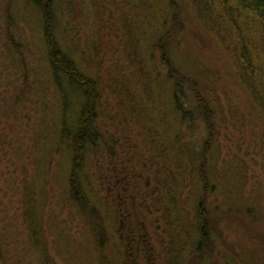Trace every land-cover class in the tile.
Wrapping results in <instances>:
<instances>
[{"label": "rangeland", "instance_id": "rangeland-1", "mask_svg": "<svg viewBox=\"0 0 264 264\" xmlns=\"http://www.w3.org/2000/svg\"><path fill=\"white\" fill-rule=\"evenodd\" d=\"M171 1L177 5V9H168V0H51L49 8L47 7L52 15L54 41L76 62L82 75L97 82L99 93L97 107L100 114L98 112L96 125L103 138L110 139L114 147V154L111 157L104 151L107 145L98 148L97 153L88 154L86 167L88 170L93 169L92 171L100 167L107 168L109 175L110 172L113 176L117 175L116 179L120 183L115 185V188L112 187V194L106 199L116 205L122 204L124 208L120 209L124 215H130L127 209L128 197L132 193L129 186L135 192L142 191L145 194L155 191L153 194L156 195L157 187L150 176L155 169L143 166V160L148 159L150 151L147 153L143 151L146 158L141 157L142 149L149 150L148 142L144 137L142 138L143 130L138 127L139 124H134L132 130H123L119 123V129L116 131L118 118L111 120L109 118L111 114L115 116L120 113V120L124 116L125 107L131 105L130 98L123 97L122 91H114L116 95L108 93L109 79L115 72L114 80L126 83L130 76L138 81L142 76L138 71L140 68L138 65H143V68L149 70V76L153 79L152 83L156 88L151 92H145L152 97L145 99L147 104L144 105V109H151L155 116L162 118L160 120L162 128L164 122L162 113L166 114L169 110L166 90L169 83L165 80L168 71L171 78L182 77L187 80L194 89L195 95L199 92V89L193 87L194 80H197L206 93L210 106L212 105L215 110L212 122L217 127L216 141L220 142L216 156L205 168L206 176L209 173L216 182L207 209L210 211L220 207L225 195L235 198L228 199L230 204H234L231 205L233 210L229 211L231 219L229 216H222L228 209L219 210L221 218L218 219H216L217 211L210 212L224 240L217 243L212 256L203 260V254L192 252V244L196 242L194 234L193 241L185 243L187 248L180 264H236V261L234 262L228 255L236 257L234 259H238L242 264H264V252H262V249L264 250V161L252 153L253 147H250V156L243 155L248 154L247 145H242L240 149L235 135L240 134L241 131L246 134L248 128L238 119L234 117L231 119L229 110L237 108L244 113H251L252 126L264 132L261 118L249 99V91L239 81V75L236 73L238 68L233 62L231 52L219 42L221 37L215 33L216 36H212L216 40L210 42V35L208 36L206 31L210 33L211 31L210 28L205 27V20L197 11L194 3L196 0ZM218 2L214 0V3ZM229 2L232 7L238 5L236 0ZM137 4H142L145 9H137L135 7ZM238 10L240 25L244 26L245 21H248V25L254 27L255 31L264 33V23L260 22L254 13L248 9ZM162 12L165 21L159 28L156 25H159L163 17ZM143 13L147 14L148 18L144 26L146 29L142 26L139 32L135 31V33L132 30L134 27L132 31L128 30L130 28L128 20L134 21L136 14L139 24L145 18ZM174 13L177 15L174 22L180 26V29L179 32L177 31L178 34L176 32L175 39L166 45L161 34L164 35L165 26L168 27L172 23ZM125 16H128L127 19ZM45 18V13L41 12L33 0H0V93L2 94L0 97V229L3 239L1 251L4 256L1 264H36L37 262V259L35 262L28 254L26 247L21 248L20 237L14 232V229L22 230L23 199L27 189L35 185L32 183L34 179H38L37 184L42 186L43 191L55 196L50 202L53 207L51 211L54 212V218L53 215L51 217L53 222L59 226V229L67 228L72 238L80 245L77 248L79 254L77 264H96L98 259L99 261L104 259L108 264H122L121 258L124 252L117 239L113 237L114 229L111 225L105 231V236L109 240L105 243L106 250L101 249L98 252L89 241L84 244L87 235L82 221L78 217L70 220L71 210L65 208L66 210H63L59 217L57 216V196L63 193L62 182L71 171V155L64 146H61V149L55 148L58 141L57 132L61 125L62 101L46 59L48 54L42 39L43 28L46 25ZM142 35L144 36L141 37ZM12 40L16 43L19 41L23 45L19 53ZM146 56H150L149 60ZM131 58L132 64L136 66L131 64L128 73L127 67ZM23 59L25 66L20 64ZM166 64L170 68H166ZM213 73L216 77H213ZM170 81L173 82V79ZM160 88L162 92L154 95L153 92ZM145 94L143 93L142 96L144 97ZM126 100L128 104H125ZM78 102L77 96L70 92L68 115H66V124L69 127L75 121ZM152 125L155 127L157 122ZM186 130V125L182 124L181 141L183 142L185 136L187 148L193 149L195 141L191 139L189 133L192 130ZM44 136L46 143H43ZM202 137L203 131L194 133L197 142ZM207 141L203 137L199 145ZM34 146L37 148L36 151L32 149ZM237 154L246 166L245 183H239L240 192L232 184L230 169L239 166L238 162H235ZM190 163L187 161L185 164L189 166ZM124 169L132 171L135 179L133 180L129 175L125 176L128 172ZM183 171L186 172L187 179L186 182L183 181L178 201L184 208L183 211L181 210L184 213L182 217L192 220L196 214V205L194 203L192 209L189 202L192 198L194 200L197 186L193 182L194 179L189 178L187 169ZM39 180L42 185L39 184ZM123 182L127 183V186L125 184L127 196L119 195L121 194L119 188ZM147 197V194L144 197L137 195L140 200H137L135 205L141 212L140 223L146 226L148 246L156 248L157 236L154 233L165 235L163 228L166 226L165 221L159 219V214L145 212L148 208L143 209L144 206L149 207L151 196L149 199ZM49 206L45 210V215L49 211ZM236 208L247 212L248 217L243 219L236 214ZM188 212L190 214H187ZM47 241L50 263L72 264L69 262L64 245L56 243L50 235L47 236ZM168 256L167 253L162 254L156 261L159 264H170L175 257L171 258L170 254Z\"/></svg>", "mask_w": 264, "mask_h": 264}, {"label": "trees", "instance_id": "trees-1", "mask_svg": "<svg viewBox=\"0 0 264 264\" xmlns=\"http://www.w3.org/2000/svg\"><path fill=\"white\" fill-rule=\"evenodd\" d=\"M33 1L46 16V25L43 28L42 39L48 54L46 59L50 66L52 79L56 82L57 92L62 101L61 125L57 132L58 141L55 148L61 149V146H64L71 155V171L62 182L61 188H63V193L57 196V216L59 217L63 210H66L65 208L71 210L69 219L73 220V217H78L82 221L84 232L87 235L84 244L89 241L98 252L101 249L106 250L105 243L106 240L107 242L109 240L105 236V231L111 225L114 229L113 237L117 239L120 248L124 252L121 258L122 264H159L156 259L165 253H167V256L168 254L172 255L171 258L175 257L171 260L173 263L170 261V264H180L187 248L185 243L193 241L194 234L196 235V242L192 244V252L198 255L203 254V260L209 259L215 252L217 243L224 241L219 229H217L216 221L212 219L210 212L213 210L217 211V218H215L218 219L221 218L219 210H223V208L228 209L227 213L222 216L226 215L230 218L229 211L233 210V206L231 205L234 204H230L228 199H234L235 197L225 195V200L221 202L220 207L211 209L210 211L207 209L212 192L216 188V182L213 181L212 175L210 176L209 173L206 176L205 168L208 162L216 156L220 142L216 141L217 127L212 122L215 110L212 105L210 106V101L204 90H202L200 82L194 80L193 87L199 89V92L195 95L194 89L191 88L187 80L182 77L180 79L171 78L168 71V76H166L165 80L169 83L166 88L169 110L166 114L162 113L164 117L162 128L160 123L162 118L155 116L154 111L152 112L151 109H144V105L147 104L145 99L152 97L146 95L145 92H151L156 88L152 83L153 79L149 76V70L143 68V65H138L140 66L138 71L142 74L138 81L134 77L130 78V76L126 80V83L114 80L115 72L109 79L108 93L116 95L114 91L120 90L123 92V97H129L131 101V105H129L126 100L125 104H128V106L123 110L124 116L120 120V113L119 115L115 114V116L111 114V117H109L110 120L118 118V123L115 127L116 131L119 129V123H121L123 130H132L135 127L134 124H139L138 127L143 130V136L141 133L138 134L142 138L144 137L149 145V150L142 149L141 157L146 158L142 153L143 151L144 153L150 151L148 159L143 160V166L155 169L150 176L157 187V194H153L155 191L150 192L151 195H149V192L145 193L148 195L147 199H149V196H151V199H149L150 203L148 202L149 207L144 206L143 209L148 208L145 212L159 214V219H163L166 226V228H163L165 235L154 233L157 236L155 243L158 245L156 248H153L152 246H148L146 226L140 223L139 217L141 212L137 210L135 205L136 201L140 200L137 198V195L140 194L144 197L145 194L142 191L135 192L129 186L132 192L127 202L129 203V208L127 209L130 215H124L121 212V209L124 208L122 204L116 205L112 201L108 202L106 199V197L109 198L112 194V187L115 188V185L120 183L116 179L117 175L113 176L111 172L109 175L107 168L100 167L98 170L92 171L93 169L88 170L86 167L88 154L97 153L98 148L104 145H107L104 151L110 157L114 154L111 140L104 139L103 134L96 125L98 115L100 114L97 107L99 96L97 82L82 75L76 62L67 53L62 51L54 41L52 15L51 11L47 9L51 4V0ZM218 1V3H214V0H196L194 3L197 6V11L205 20V27L210 28L211 33L208 30L206 31L208 36L210 35V42L215 39L212 35L216 36L218 34L221 37L220 44L222 46L225 45L224 48L228 52H231L230 54L234 58L233 62L238 68L236 73L239 75V81L249 91V99L255 106L256 113L261 118L264 130V33L262 31H260L261 33L255 31L254 27L250 26V24L248 25V21H245L244 26L240 25L238 10L239 8L248 9L255 14V17L260 22L264 23V0H236L238 5H233V7L229 0ZM167 6L168 9H177V5L171 0H168ZM135 7L137 9H145L142 4H137ZM143 16L145 18L139 24L137 23L136 14L134 21L128 20L130 27L128 30H133L135 33V31L139 32L142 26L143 29H146L144 26L148 21L147 14L143 13ZM176 16L175 13L172 15V23L168 27L165 26L164 35L161 34L166 45L173 41L176 37V32H179L180 26L174 22ZM127 17L125 16V19ZM164 21L165 16L161 17L159 25L156 26L161 28L164 25ZM12 42L19 53L23 45L19 41L16 43L12 40ZM17 47L19 48L17 49ZM150 56H146V58L149 60ZM132 62L131 58L127 67L128 73H130ZM20 64L21 66H25V59ZM132 65L136 66L135 64ZM168 67L170 68L166 64V68ZM213 75V77H216V74L213 73ZM172 79L173 82L170 81ZM70 92H73L79 100L75 121L71 127L66 124ZM161 92L162 89L160 88L156 89L153 94L157 95ZM143 93L145 94L144 97L142 96ZM1 96L2 94L0 93ZM234 97L236 98V96ZM122 102H124L123 99ZM252 104L251 106H253ZM229 111L232 116L231 119H238L240 123L246 125L245 127L248 128V141L247 133L245 134L244 131L235 135L240 149L242 145H247L246 152L248 154L243 155L250 156V147H253L252 153L264 161V132L252 126L250 122L251 113H244L237 108L234 110L231 108ZM155 122H157V125L154 127L152 124H155ZM182 124L186 125L187 130H192L189 133L191 139L195 141L193 143L195 148L193 149L187 148L185 136L183 142L181 141L180 129ZM196 131H203L204 140H208L207 142H203V145H199L203 137L198 142L194 139ZM181 132L183 134V129ZM43 143H46L45 136ZM1 145L4 144L1 143ZM32 149L36 151L37 148L34 146ZM236 159L235 162H238L239 166L230 167L231 180L233 186L240 192L241 187L239 183H245L246 166L245 162L238 158V154L236 155ZM187 161L191 162L189 166L185 164ZM182 169H187L189 178H193V182L197 186L195 188L194 200L192 198L189 202L191 208L194 206V203L196 205V214L193 216L194 220L193 217L192 220L188 217L185 219L182 217L184 215L182 212L184 208L181 207L182 203L179 204L178 201L183 181L186 182L187 179L186 172ZM124 171L128 172L125 176L129 175L130 178L135 179V176H132V171L128 169H124ZM37 182L38 179H34L32 183L35 185L27 189L25 199H23L22 230L18 231L14 229V232L20 237L21 248L23 246L26 247L28 254L34 258L35 262L37 259L36 264H52L53 262H49L47 254V236L50 235L56 243L65 246L69 262L77 264L79 259L77 248L80 245L76 243V239L72 238L67 228L59 229V226L53 222L54 212L51 211L53 207L50 205V202L55 199V196L50 192L43 191V188L41 189L42 186H38ZM39 184H41L40 180ZM125 184L127 186V183L124 182L120 185L119 192L121 194L119 195H128V192L125 190ZM49 199L51 200L49 201ZM204 205L205 208H203ZM47 206H49V211L45 215ZM235 211L243 219L249 215L245 211H239L238 208ZM187 214H190V212ZM52 215L53 218H51ZM1 232L0 229V264L4 259L1 251L3 243ZM262 252H264L263 249ZM228 254L232 253L228 252ZM228 256L234 262L236 261V264H242L238 259H234L236 257L232 255ZM96 264H108V262H105L104 259H100V261L98 259Z\"/></svg>", "mask_w": 264, "mask_h": 264}]
</instances>
